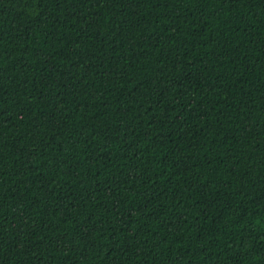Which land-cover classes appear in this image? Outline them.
Returning <instances> with one entry per match:
<instances>
[{"label":"trees","instance_id":"1","mask_svg":"<svg viewBox=\"0 0 264 264\" xmlns=\"http://www.w3.org/2000/svg\"><path fill=\"white\" fill-rule=\"evenodd\" d=\"M0 264H264V0H0Z\"/></svg>","mask_w":264,"mask_h":264}]
</instances>
